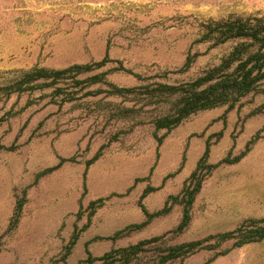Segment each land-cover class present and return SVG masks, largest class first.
<instances>
[{
	"label": "rangeland",
	"instance_id": "obj_1",
	"mask_svg": "<svg viewBox=\"0 0 264 264\" xmlns=\"http://www.w3.org/2000/svg\"><path fill=\"white\" fill-rule=\"evenodd\" d=\"M231 13L264 15V0H0V84L35 65L64 68L100 60L107 50L111 58L145 76L179 68L188 54L200 52L187 75L156 80L197 76L232 47L197 43L201 23ZM118 65L111 62L101 69L109 70V81L122 86L140 83L134 75L115 70ZM71 82L62 83L61 94L54 88L8 98L0 93V264H86L88 243L93 254L101 256L112 247L175 228L183 215L181 205L129 236L107 238L144 219L138 205L143 190L148 184L160 186L165 176L178 170L185 154L183 169L144 203L155 211L170 194L179 192L208 136L221 130L223 136L213 138L217 141L212 162L230 152L232 157L241 153L258 132L263 137L241 161L220 166L205 181L191 225L173 242L229 231L246 218L264 217V84L230 110L226 122L227 106L200 112L170 131L158 146L151 124L123 133L130 123L108 118L106 102L122 99L105 91L89 95L107 85L81 88ZM99 150L103 154L87 168ZM61 158L73 160L59 165ZM147 176L122 195L136 178ZM25 191L20 223L9 230L16 199ZM108 196L90 216L89 203ZM77 225L83 231L65 258ZM232 245L227 242L219 250ZM214 255L215 251L202 250L171 264H264V240L232 248L210 261Z\"/></svg>",
	"mask_w": 264,
	"mask_h": 264
},
{
	"label": "trees",
	"instance_id": "obj_2",
	"mask_svg": "<svg viewBox=\"0 0 264 264\" xmlns=\"http://www.w3.org/2000/svg\"><path fill=\"white\" fill-rule=\"evenodd\" d=\"M201 28L202 34L196 39L197 43H210L209 48L231 43L232 47L221 57L218 63L207 67L197 76L174 82L156 80V77L168 79L171 74L187 75L199 56L202 55L200 52L188 54L179 68L166 70L162 74L145 76L126 67L121 60L111 58L109 50H107L102 59L88 63H74L64 68L35 65L30 69L21 70L9 82L0 84V93L8 98L15 93L22 94L54 88L55 93L61 94L60 91L64 90L62 83H70V79L75 87L80 86L81 88H88L101 83L107 85L108 88L90 90L89 95L105 91L111 97L122 99L121 102H106L107 107L105 109L108 111V118L129 122V128L125 129L123 133L131 132L140 125L151 124L154 127L158 146H161L170 131L200 112L227 106L228 109L223 115L226 122L227 113L241 103L245 97L259 92L264 84V15L231 13L223 18L208 19L201 23ZM111 62L119 63L114 68L115 70H123L134 75L140 83L133 86H122L109 81L107 77L109 70L101 69ZM82 75L86 76L80 77ZM65 101H70V98H65ZM126 102L131 104H126ZM140 104H142L141 107H139ZM261 109L263 107L259 110ZM160 131H165V134L159 135ZM223 134L224 132L221 130L208 136L204 152L196 167L184 180L179 192L167 197L162 208L151 211L145 205L144 200L151 193L162 188L170 177L183 169L186 162L185 154L178 170L165 176L160 186L148 184L143 190L138 205L144 213V219L141 222L126 225L107 238L117 241L122 237L129 236L144 229L156 218L170 214L176 206L181 205L183 215L175 228L127 246L112 247L101 256H95L89 248L90 243H88L86 245L85 263L171 264L176 261L183 262L202 250L215 251V255L210 260L213 261L217 257L229 253L232 248L263 241L264 217H249L229 231L213 233L194 240L173 242L191 225L193 208L203 190L205 181L220 166L241 161L263 137L258 132L251 137L241 153L232 157L230 152L219 161L212 162L210 160L211 149L217 141H213V138L218 137L220 139ZM102 154L103 150H99L93 158L88 160L86 167L89 168ZM72 160L73 158H61L59 165ZM53 169L41 172L39 177L46 175ZM149 176L136 178L134 185L122 195L129 193L137 182L147 180ZM26 194L25 191L22 196H18L16 199L14 212L9 222V230L16 229L20 223L26 204ZM110 197L92 200L88 205L90 216H93L99 208L103 207ZM81 231L83 228H79L77 225L66 245L65 258L71 254ZM230 241L233 242L231 248L219 250Z\"/></svg>",
	"mask_w": 264,
	"mask_h": 264
}]
</instances>
